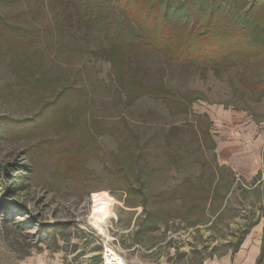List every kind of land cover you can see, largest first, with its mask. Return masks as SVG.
Instances as JSON below:
<instances>
[{
  "label": "rangeland",
  "instance_id": "374dc122",
  "mask_svg": "<svg viewBox=\"0 0 264 264\" xmlns=\"http://www.w3.org/2000/svg\"><path fill=\"white\" fill-rule=\"evenodd\" d=\"M250 2L97 0L110 18L87 27L68 0H0V264H103L108 247L202 264L264 235V53L216 75L159 47L103 52L111 19L196 36Z\"/></svg>",
  "mask_w": 264,
  "mask_h": 264
},
{
  "label": "trees",
  "instance_id": "16d2710c",
  "mask_svg": "<svg viewBox=\"0 0 264 264\" xmlns=\"http://www.w3.org/2000/svg\"><path fill=\"white\" fill-rule=\"evenodd\" d=\"M68 1L70 4L73 2V8L78 13V21L87 27H91L99 17L104 20L110 18L109 15L103 11L101 12V7H99L97 0ZM257 1L251 0L249 8L243 11V14L236 16L238 25H232L230 28L225 26L222 21L214 22V19L211 18V13L205 22V25L207 24L206 30L200 34L197 33L196 36L193 34L195 30L190 35L187 33L186 36H175L171 34L169 26L165 24H161L160 27L153 26L152 28L143 26L141 36L134 34V32L129 33L123 26L117 27L118 21H115V18L111 19L109 28L104 35L105 43L107 44L106 49L103 50L104 55L110 59L118 53L128 58L131 53L136 56L141 51H154V48L159 47L166 51L167 56L171 55V58L182 61V63H191L202 69L203 73H207L210 70L216 75L227 73L238 65L236 61H241L242 64L249 63V61L246 62L247 59L249 60L251 57L264 53V38L261 35V32H264V27L260 24V19L264 21V11L261 12L258 18L255 13ZM241 3L243 4L244 0H241ZM145 17L148 16L146 15ZM81 18L84 21H81ZM201 63L204 64L202 68L198 67ZM254 86L256 90L260 89L264 92V74L260 80L255 82ZM141 87H143L142 84L139 88ZM163 99L168 107L172 109L171 98L165 95ZM218 168L222 170L223 167ZM256 224H251L243 233V236L245 237L250 228ZM261 250L257 264H261L264 259V240Z\"/></svg>",
  "mask_w": 264,
  "mask_h": 264
},
{
  "label": "crops",
  "instance_id": "0c3cea01",
  "mask_svg": "<svg viewBox=\"0 0 264 264\" xmlns=\"http://www.w3.org/2000/svg\"><path fill=\"white\" fill-rule=\"evenodd\" d=\"M263 237V228L257 225L246 234V237L235 251L232 250L218 257L205 259L202 264H257L262 252ZM120 254L125 259V264H169L164 257L158 263H154L147 256H131L130 258L122 253Z\"/></svg>",
  "mask_w": 264,
  "mask_h": 264
},
{
  "label": "bare ground",
  "instance_id": "6f19581e",
  "mask_svg": "<svg viewBox=\"0 0 264 264\" xmlns=\"http://www.w3.org/2000/svg\"><path fill=\"white\" fill-rule=\"evenodd\" d=\"M93 207L90 220L97 228L104 232L103 223L110 214V206L114 202V198L109 196L107 192H100L93 195ZM106 253V260L110 264H125V259L120 253L115 252L112 248L108 247Z\"/></svg>",
  "mask_w": 264,
  "mask_h": 264
},
{
  "label": "built area",
  "instance_id": "2783aa9c",
  "mask_svg": "<svg viewBox=\"0 0 264 264\" xmlns=\"http://www.w3.org/2000/svg\"><path fill=\"white\" fill-rule=\"evenodd\" d=\"M104 254H105V252H104ZM104 261H103V264H110V263H108V261L105 259V255H104V259H103Z\"/></svg>",
  "mask_w": 264,
  "mask_h": 264
}]
</instances>
